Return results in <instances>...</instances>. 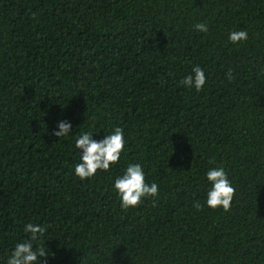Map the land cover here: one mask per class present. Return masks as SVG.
Here are the masks:
<instances>
[{
    "label": "trees",
    "instance_id": "16d2710c",
    "mask_svg": "<svg viewBox=\"0 0 264 264\" xmlns=\"http://www.w3.org/2000/svg\"><path fill=\"white\" fill-rule=\"evenodd\" d=\"M116 127L119 161L81 180L75 141ZM137 163L158 195L124 209ZM212 168L228 211L206 204ZM29 223L40 264H264V0H0V264Z\"/></svg>",
    "mask_w": 264,
    "mask_h": 264
},
{
    "label": "clouds",
    "instance_id": "9594fccd",
    "mask_svg": "<svg viewBox=\"0 0 264 264\" xmlns=\"http://www.w3.org/2000/svg\"><path fill=\"white\" fill-rule=\"evenodd\" d=\"M195 29L199 32L208 31L205 23H197ZM247 36L246 30L233 31L229 35V40L235 44L247 40ZM192 73L183 79L182 84L199 91L206 83L204 71L197 65L192 69ZM227 76L231 78V70ZM57 128L58 130L52 135L57 138L64 137L70 133L72 125L68 121H61ZM75 147L81 152V162L75 165V175L81 180L90 178L98 170L107 171L111 165L119 161L125 147L123 129L116 127L110 135L100 141L94 140L91 134L84 133L75 141ZM206 176L211 184V189L207 193V206L211 209L222 208L228 211L235 195V188L228 180L226 172L223 168H212ZM114 190L118 193L121 207L124 209L137 207L143 198L156 197L159 191L157 184L149 185L145 182L144 169L138 163L130 164L124 175L115 180ZM194 207L197 210L201 209L198 202ZM24 230L30 233V239L28 242H20L16 245L7 264H40L41 258L48 256L45 247L33 246L34 241L45 235V227L29 223Z\"/></svg>",
    "mask_w": 264,
    "mask_h": 264
}]
</instances>
